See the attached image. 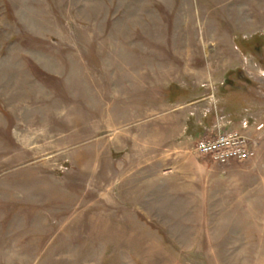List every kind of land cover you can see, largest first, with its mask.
<instances>
[{"label":"rangeland","instance_id":"rangeland-1","mask_svg":"<svg viewBox=\"0 0 264 264\" xmlns=\"http://www.w3.org/2000/svg\"><path fill=\"white\" fill-rule=\"evenodd\" d=\"M0 264H264V0H0Z\"/></svg>","mask_w":264,"mask_h":264},{"label":"built area","instance_id":"built-area-1","mask_svg":"<svg viewBox=\"0 0 264 264\" xmlns=\"http://www.w3.org/2000/svg\"><path fill=\"white\" fill-rule=\"evenodd\" d=\"M212 137H203L195 145V152L209 156L213 161L225 164L230 161H246L251 159L255 150L247 135L238 130H221ZM244 127H246V122ZM259 128V127H258Z\"/></svg>","mask_w":264,"mask_h":264},{"label":"crops","instance_id":"crops-1","mask_svg":"<svg viewBox=\"0 0 264 264\" xmlns=\"http://www.w3.org/2000/svg\"><path fill=\"white\" fill-rule=\"evenodd\" d=\"M166 126V125H165Z\"/></svg>","mask_w":264,"mask_h":264}]
</instances>
